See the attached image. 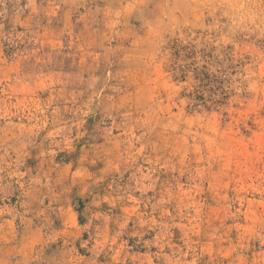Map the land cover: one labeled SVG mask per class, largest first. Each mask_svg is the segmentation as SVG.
Listing matches in <instances>:
<instances>
[{
    "label": "rangeland",
    "instance_id": "obj_1",
    "mask_svg": "<svg viewBox=\"0 0 264 264\" xmlns=\"http://www.w3.org/2000/svg\"><path fill=\"white\" fill-rule=\"evenodd\" d=\"M0 264H264V0H0Z\"/></svg>",
    "mask_w": 264,
    "mask_h": 264
}]
</instances>
